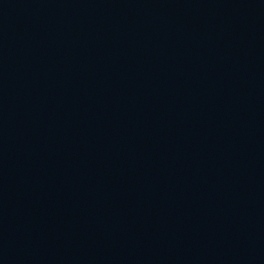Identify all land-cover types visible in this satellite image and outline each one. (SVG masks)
I'll return each mask as SVG.
<instances>
[{
  "label": "water",
  "instance_id": "1",
  "mask_svg": "<svg viewBox=\"0 0 264 264\" xmlns=\"http://www.w3.org/2000/svg\"><path fill=\"white\" fill-rule=\"evenodd\" d=\"M264 110V0H0V177L118 161Z\"/></svg>",
  "mask_w": 264,
  "mask_h": 264
}]
</instances>
